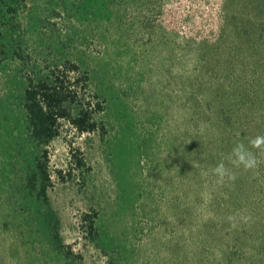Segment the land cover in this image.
I'll use <instances>...</instances> for the list:
<instances>
[{
	"label": "rangeland",
	"instance_id": "rangeland-1",
	"mask_svg": "<svg viewBox=\"0 0 264 264\" xmlns=\"http://www.w3.org/2000/svg\"><path fill=\"white\" fill-rule=\"evenodd\" d=\"M259 5L264 0H0V264H222L219 250L232 245L230 203L238 200L222 195L215 175L213 191L203 189L205 165L183 171L195 157L188 141L176 149L178 131L222 113L202 97L209 90L213 100L217 90L205 81L218 65L217 76L236 84L230 100L216 95L220 108L251 118L243 143L264 134L252 121L255 111L264 115ZM201 42L209 47L199 64L190 50ZM57 68L68 71L71 113L87 110L96 129L61 118L58 135L38 146L27 134L22 89L28 76ZM254 68L258 88L243 78ZM210 134L213 166L223 151ZM44 148L47 193L69 255L55 249L40 203L23 187L24 170Z\"/></svg>",
	"mask_w": 264,
	"mask_h": 264
},
{
	"label": "trees",
	"instance_id": "trees-1",
	"mask_svg": "<svg viewBox=\"0 0 264 264\" xmlns=\"http://www.w3.org/2000/svg\"><path fill=\"white\" fill-rule=\"evenodd\" d=\"M258 8L260 18L263 20L264 8L260 5ZM11 10L15 9L11 8ZM226 27L229 28L228 26ZM224 31L225 28L222 27L221 34H223ZM208 44L207 42H201L190 50L193 62L200 64L207 60L206 56L203 55L202 49ZM214 53L217 52L214 50ZM248 62L249 65L253 64L251 61ZM70 66L72 69H79V66L75 63H71ZM218 68L219 66L217 65L215 69L216 75L213 76L215 78L210 79V81H205L206 84H209L213 89L217 90L213 94V100H209L207 97V95L212 93L209 92V90L204 91L202 97L206 99L204 103L207 106L215 105L217 110H221L222 113L215 116L213 120L205 119L201 120L202 122L197 121L194 126L190 127L188 130L186 128L183 133L179 130L178 133L181 140L178 141V147L176 146V149L179 150V147H182L186 144V141H188V146H190V148L193 147L191 152L195 158L186 162L187 165L183 169L184 172L189 171V173H191L190 175H193V169L198 165L197 162L205 165L207 169H210L208 171V176L206 175L205 177V184L203 187L207 193L214 189V175L211 173V169L219 162L211 166V161L214 159V149L210 151L208 148V137L211 136L210 132L214 131V135L216 136L217 134L219 139L221 138V141H219L220 143L222 142L220 151H223V155H220L223 158L222 160L227 162L224 160V157L231 152L235 144L245 141V133L242 130V126L247 120L249 121L251 119L246 114L240 119L238 116L228 114L225 110L220 108V104L225 106V103L216 95H220L221 92L223 94H229L226 95V101L230 100V95H233L230 93L232 91L231 88H235L236 84L232 86L227 85L223 81L224 79L222 80L219 78L217 76L219 73ZM67 73L68 71L57 68L56 70L49 69L44 77L34 78L28 76L24 88L22 89V96L19 104L27 123V134L29 139L38 146H47L58 135L59 120L61 118L69 119L79 131L96 129V124L87 110L82 108L79 113L75 115L71 113L66 102L72 101L74 99V94L71 95L68 90V85L66 84ZM251 77H253V79L255 78L256 81L252 80ZM243 78L246 82L254 81V88L260 87L259 84L261 83L262 76L258 68H254L252 72L249 69L247 73L243 74ZM191 84L193 85L194 83L192 82ZM230 103L231 102H229V104ZM232 104H236L237 107H244L245 102H232ZM245 108L247 111L250 105H246ZM257 114V111H255L252 121H255L264 128V118H262L264 115L257 116ZM246 146L249 148L251 147L250 145ZM196 149H199L200 155ZM206 150H208L209 154H205ZM202 151L204 152L202 153ZM216 151L218 152L219 150L215 149V152ZM251 151L256 154L257 159L260 161L259 166L250 170L248 174L244 173L245 175H241V173L240 175H236L235 181L226 180L224 183H220L223 196L226 194H228L227 196H231L230 202L233 201L232 198L234 196H236L238 200L230 203L232 215L234 214L231 220V225H233L230 237L232 245L229 249L225 248L219 250L221 258L220 263L222 264H264V246L262 244L264 241V206L260 205L259 210H257L254 204L252 205L255 201L264 203V153H261V151L257 149H251ZM42 155L43 157L36 153L33 160L24 170L23 187L26 192L31 195L29 196L30 198L40 203L44 227L55 249L69 255V250H66L65 244L59 233V218L51 207L47 193L50 185V174L46 161L47 155L45 148L42 149ZM222 160H220V162ZM225 164L230 168L232 167L228 163ZM179 171H182L181 168H179ZM177 177L176 175L175 181L179 179V177L178 179ZM252 206L254 209H252ZM253 214L255 216H253ZM257 226H259V229H257ZM254 227L256 229H254Z\"/></svg>",
	"mask_w": 264,
	"mask_h": 264
},
{
	"label": "clouds",
	"instance_id": "clouds-1",
	"mask_svg": "<svg viewBox=\"0 0 264 264\" xmlns=\"http://www.w3.org/2000/svg\"><path fill=\"white\" fill-rule=\"evenodd\" d=\"M250 148L246 146L243 142H237L232 148L231 152L224 157V160L228 162L232 167L226 166L225 162L222 160L214 168L211 169V173L218 178V181L223 183L227 181H235L236 174L232 171V168L252 170L259 166L260 161L257 159L256 154H254L251 149L260 150L264 153V135H258L249 141ZM167 152L163 153L161 156V162L163 163L165 155Z\"/></svg>",
	"mask_w": 264,
	"mask_h": 264
}]
</instances>
